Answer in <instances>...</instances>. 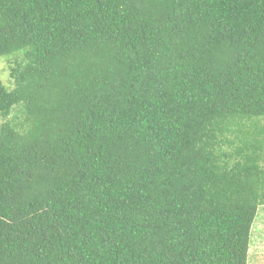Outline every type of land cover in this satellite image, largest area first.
<instances>
[{
	"label": "trees",
	"instance_id": "1",
	"mask_svg": "<svg viewBox=\"0 0 264 264\" xmlns=\"http://www.w3.org/2000/svg\"><path fill=\"white\" fill-rule=\"evenodd\" d=\"M2 58L0 264H249L264 0H0Z\"/></svg>",
	"mask_w": 264,
	"mask_h": 264
},
{
	"label": "rangeland",
	"instance_id": "2",
	"mask_svg": "<svg viewBox=\"0 0 264 264\" xmlns=\"http://www.w3.org/2000/svg\"><path fill=\"white\" fill-rule=\"evenodd\" d=\"M15 58H2L0 60V80L9 89H14L11 80V67ZM23 115L19 113V120L23 121ZM3 122L0 119V124ZM261 127H264V120H261ZM249 264H264V206L260 207L257 219L252 229L251 246L249 252Z\"/></svg>",
	"mask_w": 264,
	"mask_h": 264
}]
</instances>
